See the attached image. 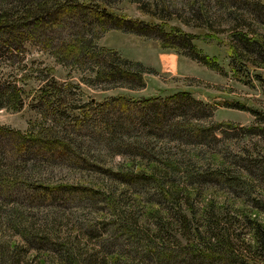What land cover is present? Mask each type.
I'll use <instances>...</instances> for the list:
<instances>
[{
	"label": "rangeland",
	"instance_id": "rangeland-1",
	"mask_svg": "<svg viewBox=\"0 0 264 264\" xmlns=\"http://www.w3.org/2000/svg\"><path fill=\"white\" fill-rule=\"evenodd\" d=\"M75 1L90 5L94 0ZM110 3L113 9L110 10L117 15L144 24L149 22L158 30L147 37L109 30L96 39L97 47L154 71L143 74L142 88L90 85L85 82L90 73L69 64H57L41 53L42 46L36 44L22 53L26 69L21 65L14 68L18 67L27 77L37 76L36 67L52 68L56 81L76 87L71 105L84 109L109 97L164 99L185 91L211 108L209 117L203 114L197 119L192 118V111L186 112L184 118L191 125L230 124L231 127H219L213 134L214 140L205 143L192 136L183 137L170 124H164L166 139H155L158 150L154 149L157 154L160 151L159 167L163 170L149 179L125 183L116 174L98 169L110 168L112 173H121L120 170L131 167L140 169L144 163L138 157L114 152L118 145L103 142L104 137L95 132L96 124L90 121L92 117L85 120L92 128L82 126L76 130L78 134H70L90 152L86 158L92 167L81 168L60 158L57 151L31 153L29 149L36 148L13 137V131L25 134L30 128L38 127L40 118L32 97L25 99L18 111L1 109L0 127L8 132L0 137L1 167L6 171L0 177V242L9 241L19 247L25 243L22 235L43 241L45 235L53 239L51 234L55 233L67 247L74 244L81 248L86 264H100V260L111 264L117 257H122L119 259L123 264H226L205 248L207 238L223 233L221 229L230 226L229 238L234 249L243 251L245 264H264V252L255 250L246 221L257 220L264 226V134L257 130L264 115V55L258 57L255 45L249 51L255 56L248 55L233 35V27L248 29L247 34L257 40V45L264 44V0H113ZM205 4L211 7L209 13H204ZM252 5H258L262 12L255 11ZM172 28L192 35L191 44L213 62L215 70L184 56L181 49L162 47L163 43L170 44V37L164 40L162 35H170ZM229 47H234L239 55L241 52V56L230 54ZM31 61L41 65H31ZM28 85L37 86L35 82ZM59 119L51 124L48 121L58 136L66 128ZM130 134L142 135V131L132 129ZM170 160L179 161V170L171 175L175 188L182 189L183 183L188 184L192 206L186 205V209L182 200L178 208L170 200V167L166 165ZM215 169L220 175L206 174ZM186 175L190 176L187 180ZM197 175L207 176L200 179ZM38 183L49 189L60 185L87 188V195L93 199L67 189L47 190V194H42L44 191L33 186ZM208 205L218 214V220L213 222L218 228L204 224L200 218L201 210L206 211ZM177 213L197 222L192 220L190 225L179 226L174 222ZM16 216L29 219L28 231L10 223L22 221ZM125 227L135 237L124 234ZM212 239L215 244L216 239ZM0 254V264H10L8 253L0 248ZM94 256L98 263L93 262Z\"/></svg>",
	"mask_w": 264,
	"mask_h": 264
},
{
	"label": "trees",
	"instance_id": "trees-1",
	"mask_svg": "<svg viewBox=\"0 0 264 264\" xmlns=\"http://www.w3.org/2000/svg\"><path fill=\"white\" fill-rule=\"evenodd\" d=\"M112 1L94 0L89 5L75 0H0V110L18 111L22 107L24 100L32 97L40 118L38 127L30 128L25 134L13 131L11 132L13 137L19 139L30 148H36V150L29 149L31 153L49 154L57 151L60 158L66 159L74 167L81 168L90 167L86 158L90 152L85 150L83 142L76 143L70 137V134H78L79 131L76 130H79L82 126L86 127L88 123L85 120L92 117L90 121L93 120L96 124L94 127L96 129L95 132L104 137L103 142H115L118 145L119 149L114 150V152L127 153V155L138 157L144 163L140 169L131 167L128 170H120L121 173H112L110 168L98 170L107 172V174H116L117 178L125 183L137 180L143 181V179H149L163 170L162 168L160 170L159 167L162 162L159 159L160 151L157 154L154 149L157 148L155 139H166L163 135L164 124H170V128H174L183 137L192 136L199 138L200 142L205 143L214 140L213 134L219 127H231V125L211 124L206 127H194L191 125V121L184 118L186 112L192 111V118L195 117L197 119L203 114L209 117L211 108L194 100L185 91L164 99L132 100L124 96L109 97L102 100L99 104H94L89 109H84L82 106L71 105L72 98L76 94V87L71 83L61 84L56 81L53 77L52 68L45 66L42 69H37L39 67H36L37 76L35 77H27L24 73H20L18 67L14 68V66L21 65L26 69L25 58L22 53L25 48L36 44V46H42L40 48L41 53L48 55L57 64H69L77 68V70H84L90 73L91 77H88L87 81H85L90 85H104L106 87L116 85L129 88L130 90L142 88L144 85L143 74H153L154 71L144 69L139 63L127 61L111 50L97 47L95 44L96 39L100 34L109 30L121 31L140 37H147V34L158 30L156 25H152L149 22L144 24L139 20L127 19L125 16L117 15L112 11L110 3ZM160 3L162 4L161 1ZM207 5L205 4L204 6V13H209L211 9L209 5L206 7ZM252 6L255 11L262 12L258 5ZM200 11L203 14V11ZM146 12L147 10H144L143 13L147 14ZM195 13L193 12V14ZM159 32L161 35L164 34L163 31ZM247 32L250 31L233 27L236 43L241 46L242 50L246 49L248 55L255 56L253 52H249L254 45L258 48V52H256L259 54L258 57L262 54L264 55V44L260 43V45H257V40L251 38V35H248ZM168 34L170 35H162V38L165 40L170 37V44L163 43L161 44L162 47L181 49L184 56L215 70L213 62L207 60V57L200 55L191 44L192 35L185 34L174 28ZM234 49V47H229L230 54L239 55ZM239 56H241V52ZM29 64L41 65L39 62L32 61ZM29 82H35L37 86L30 87L28 85ZM57 117L62 120V124L66 127L65 129L63 128L64 134L61 133L60 136L54 133V126L50 125L51 122L58 121ZM262 117L259 119L262 122V126L257 127L260 134H264V115ZM65 119H68V121L65 122ZM48 121H50V124ZM88 126L92 128L90 124ZM132 129L142 131V135L131 136ZM6 132L8 131L0 127V137ZM166 165L170 167L168 169L170 170L169 195L172 204L174 203V207L177 205L178 208L179 200H182L185 209L186 205L192 206L191 202L189 203L191 195L186 187L188 184L183 183L182 189H176L174 178L171 176L176 170H179V161L170 160V163H166ZM183 169H188V167H183ZM5 172L1 167L0 161L1 178H3ZM206 174L217 176L220 175V172L215 169L211 170L210 173L206 172ZM207 175H197L196 177L201 179ZM190 176L186 175L184 179L187 180ZM33 186L44 191L42 194H47V190L67 189L71 190L70 192L82 194L84 197L93 199V196L87 195L89 194V189L83 187L68 188L60 185L49 189V187L39 183L37 185L33 184ZM95 193L92 192V194ZM208 207L207 210L209 212L201 210L200 218H202L204 224L218 228L217 223L213 224V222L218 220V214L215 215L212 205H208ZM219 215L222 216L220 213ZM176 216L174 222L179 226L190 225L192 220L195 223L197 222V219L192 218L189 220L180 213H177ZM16 217L22 221L19 223L12 221L10 223L15 225V227L20 225L21 228L28 231L26 229H28L29 223L26 222L29 219H23L22 216ZM6 219H8L7 215ZM246 221L255 244V250L259 249V251L264 252V226L257 223V220L252 221L247 218ZM133 222L136 223L137 221ZM128 230L125 227L124 234L135 237V234ZM195 230H197V227H195ZM229 230L230 226L221 229L223 233L214 235L212 238L216 239L215 244L212 238H207V249L205 248V250L218 255V259L223 263L245 264L242 257L243 251L234 249V243L229 238ZM51 236L53 239L45 235L43 241H34L32 237L22 235L25 243H21L19 247L6 241L0 242V248L8 253L10 264H86L85 253L81 248L74 244H69V247H67V243L57 239L58 237L56 238L57 235L55 233H52ZM36 242L44 243L43 247H36ZM17 251L21 252L17 253ZM30 252H33L32 255H30ZM129 256L132 262L133 256ZM123 257L127 258V256ZM93 258H95L93 262L98 263L97 257L94 256ZM119 258L122 257H117L110 263H122L123 260L121 261ZM100 264H103L102 260H100Z\"/></svg>",
	"mask_w": 264,
	"mask_h": 264
}]
</instances>
